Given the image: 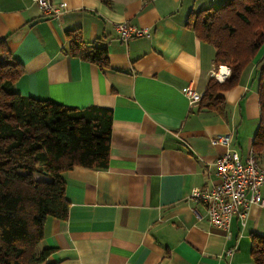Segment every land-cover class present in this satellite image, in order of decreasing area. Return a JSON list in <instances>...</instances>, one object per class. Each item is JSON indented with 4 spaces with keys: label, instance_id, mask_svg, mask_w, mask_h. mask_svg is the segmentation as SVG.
<instances>
[{
    "label": "crops",
    "instance_id": "0c3cea01",
    "mask_svg": "<svg viewBox=\"0 0 264 264\" xmlns=\"http://www.w3.org/2000/svg\"><path fill=\"white\" fill-rule=\"evenodd\" d=\"M50 1L63 4L57 16L32 0H0V39L24 69L13 89L77 108L105 107L112 121L107 167L65 172L67 217H47L39 243L51 249L47 261L253 264L250 241L264 236V207L252 205L244 226L233 216L222 230L190 198L216 182L219 155L245 158L259 123L254 64L221 92L224 115L199 110L182 92L189 86L202 95L210 76L222 81L229 73L185 24L190 12L222 0ZM119 23L145 27L150 36L122 41ZM74 29L87 44L105 46L107 68L69 55L64 34ZM218 134L228 142L212 143ZM256 159L264 168V148Z\"/></svg>",
    "mask_w": 264,
    "mask_h": 264
},
{
    "label": "trees",
    "instance_id": "16d2710c",
    "mask_svg": "<svg viewBox=\"0 0 264 264\" xmlns=\"http://www.w3.org/2000/svg\"><path fill=\"white\" fill-rule=\"evenodd\" d=\"M185 24L212 45L214 64L229 68L222 81L207 79L199 110L224 115L221 92L254 64L259 123L251 147L257 157L264 148V0H222L190 12ZM64 35L69 55L108 67L105 46L87 44L79 29ZM23 71L0 39V264H55L47 261L51 249L39 246L44 223L67 217L66 171L107 167L112 115L97 105L77 108L21 95L12 86ZM250 255L253 264H264V236H251Z\"/></svg>",
    "mask_w": 264,
    "mask_h": 264
},
{
    "label": "built area",
    "instance_id": "2783aa9c",
    "mask_svg": "<svg viewBox=\"0 0 264 264\" xmlns=\"http://www.w3.org/2000/svg\"><path fill=\"white\" fill-rule=\"evenodd\" d=\"M44 15L57 16L63 4L54 6L50 0H32ZM118 37L127 41L132 37L150 36L145 27H138L126 23L116 25ZM182 92L190 104L198 103L201 95L189 86ZM212 143L228 142L223 134L214 135ZM216 182L207 186L196 188L190 198L201 204L205 210L208 222L215 228L227 230L233 216L237 217L239 224L244 226L248 210L252 205L264 207V198L261 189L264 187V168L259 164L252 148L248 150L244 159L236 151H227L219 155L214 161ZM233 248L228 250L231 253Z\"/></svg>",
    "mask_w": 264,
    "mask_h": 264
},
{
    "label": "rangeland",
    "instance_id": "374dc122",
    "mask_svg": "<svg viewBox=\"0 0 264 264\" xmlns=\"http://www.w3.org/2000/svg\"><path fill=\"white\" fill-rule=\"evenodd\" d=\"M256 86H257V79H256ZM261 197L264 198V187L261 189Z\"/></svg>",
    "mask_w": 264,
    "mask_h": 264
},
{
    "label": "bare ground",
    "instance_id": "6f19581e",
    "mask_svg": "<svg viewBox=\"0 0 264 264\" xmlns=\"http://www.w3.org/2000/svg\"><path fill=\"white\" fill-rule=\"evenodd\" d=\"M202 96V95H201Z\"/></svg>",
    "mask_w": 264,
    "mask_h": 264
}]
</instances>
